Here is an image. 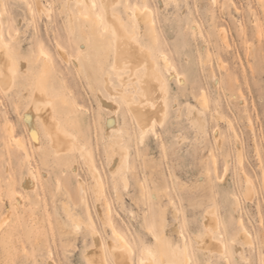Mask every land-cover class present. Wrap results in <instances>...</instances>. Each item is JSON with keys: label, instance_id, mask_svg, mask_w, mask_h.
<instances>
[{"label": "rangeland", "instance_id": "374dc122", "mask_svg": "<svg viewBox=\"0 0 264 264\" xmlns=\"http://www.w3.org/2000/svg\"><path fill=\"white\" fill-rule=\"evenodd\" d=\"M39 1L40 8L36 0H0L2 36L26 67L19 68L9 89L0 87V264H87L93 230L105 246L106 263L115 264L108 248L111 224L130 245L132 264H140L145 248L156 257L162 253L168 264L181 262L185 252L190 264H264V0H118L113 5L128 27L125 3L150 8L153 37L142 25L135 34L151 49L167 83L163 119L144 135L117 100L120 146L128 158L126 166L116 167L124 168L126 185L109 168L107 111L97 96L104 92V73L118 84L110 34L93 18L100 13L106 24L101 0L94 7L85 0ZM100 40L104 54L96 55ZM162 52L180 80L161 65ZM88 55L91 73L84 62ZM41 60L49 65V94L66 99L65 109L55 115L77 139L65 154L54 153L39 122L37 147L22 119L29 101L23 94L32 91ZM193 108L202 124L192 120ZM86 155L104 187L98 199ZM28 177L33 185L25 184ZM69 212L80 219L79 230H73ZM205 213L212 214L213 235L224 244V256L199 246ZM240 223L251 243L236 236ZM152 231L163 234L161 250Z\"/></svg>", "mask_w": 264, "mask_h": 264}, {"label": "bare ground", "instance_id": "6f19581e", "mask_svg": "<svg viewBox=\"0 0 264 264\" xmlns=\"http://www.w3.org/2000/svg\"><path fill=\"white\" fill-rule=\"evenodd\" d=\"M75 1L78 2L81 0ZM85 1L91 7H94L96 5L95 0ZM36 2L38 7L40 8V1L36 0ZM116 2H118V0H101L102 9L105 12L106 24H102V17L100 13H97L93 17L96 25H100L101 30L108 31V33L110 34L111 45L113 46L114 53L112 68L114 69V76L116 77L118 83H112L108 72L104 73L101 78L102 90L104 92L98 90L97 96L99 104L103 107V109L107 111L106 127L107 136L109 138L107 145L108 148L106 149L108 155H106L107 159H110V161H112L109 162V168L111 174L113 176L118 175L120 178H122L121 181H123V184L125 183L124 185H126L128 178L126 179L125 174H123L125 172H122L124 168L120 169L119 167H122L120 165L117 166L119 168L118 170V168L116 167V165L119 163H122L124 164L123 166H126L128 158L127 153L125 154L123 147L120 146L122 138L119 135V133L121 132V128L116 122V114L119 107L117 100L121 99L122 102L125 103L128 111L132 113V115L135 117V122H137L136 125H138L140 132L144 135L147 130H153V125L155 121H161L163 119V116L166 112L167 83L164 74L158 66L156 58L152 55L151 49L142 45L135 34L136 29H138L139 25H142L145 28V32H147L148 35L153 37L152 35L154 30V24L151 18L150 8L146 5L138 6L137 4H134L132 7H129L125 3L123 9L125 12H129L128 20L130 21V24L128 27L123 18L117 12L113 11V5ZM159 2H161V0H159ZM77 12L78 14L83 15L85 18L90 17V14L82 12L81 10ZM223 39V41L226 40L224 35ZM104 47L105 46L102 40L96 42L94 44L95 54L103 55ZM40 54H43V50H40ZM39 58L40 57L35 58L33 62L40 60ZM91 59L92 56L88 55V57L84 60L85 64L89 68L88 73L93 72V65ZM22 61L19 60L16 54L10 49L8 43L2 36L0 28V87L2 89H9L11 85L15 84V80L18 77L19 68H21L23 71L26 69L25 62ZM160 62L161 65L166 69V71H168L167 74L169 72H172L174 73V76L177 78V80H180L179 74H177L176 70L174 68L173 69L175 71L170 70V67L172 65L169 62L168 57H166L163 52L161 55ZM121 69H127V71L121 72ZM138 69H140V74H137ZM48 71V62L45 60H41V62L39 63V71L34 74L32 83L30 84L32 91L30 90V92H28L30 88H26L23 94L26 100L29 99V101L27 102L26 109L22 114V119L25 126L28 128L30 135L37 147H39L40 145L39 129L37 127V122H39L41 128L43 129V132L45 133L49 146L53 147L54 153L57 155L65 154L72 149V146H77V139L73 136V134L68 132L65 127H63L64 125L61 121L58 120L55 115V112L58 111V109L59 111L65 109L64 106L66 103V99L60 98L59 100H55L53 96L49 94L48 86L45 84ZM86 76L88 78L90 77L89 75ZM105 94L107 97L105 96ZM204 99L205 98L202 97L199 101L203 104V106L206 105ZM202 108L204 109V107ZM193 110L194 115H192V120H194L195 123L202 124L203 121L198 115V109L196 110L193 108ZM9 129L11 133V128L9 127ZM111 131L117 134L109 133ZM214 134L215 137H217V131H214ZM217 141L219 143L220 140L217 139ZM121 144L123 145V143ZM116 152H118L119 155ZM116 154L118 156H116ZM82 155L85 157V153H83V151ZM85 161L89 166V171L94 180L93 192L95 193L98 199L102 195V190L104 189V187H102L103 189L101 190L102 184L100 182V174H98V172L94 169L95 167H92L91 160L87 155ZM28 178L29 179L25 181V184L33 185V181L30 179V177ZM246 181V194L250 195L251 187L247 179ZM79 189L82 191L81 183L79 184ZM235 203L236 205H238L237 199L235 200ZM205 212H207V210ZM86 213L90 220L87 225L91 227L93 225V221L90 217L87 205ZM101 213L102 212L100 211V214ZM68 216L71 220L73 230H79V228L81 227L80 219L72 216L70 212L68 213ZM100 216L104 218L105 214H101ZM210 216H212V214ZM210 216L207 214L204 216L205 230L203 235L199 239V246H201L205 250H208L209 252L216 250L224 256L225 246L221 241L218 242V240L215 239V236L213 235V217ZM103 220L106 221V219ZM240 224V231L238 230L237 235L236 233L234 235L238 236L243 243H251L249 233L246 231L243 224ZM216 227L215 230L217 229ZM111 228V238L113 243H109L108 248L111 253V256L113 257L114 263L132 264L130 258V245H128L127 241L124 240L122 234L113 227V224H111ZM152 235L155 241V245L157 246L156 248L158 249L159 247L161 250L163 242L162 232L159 231L158 233H155L152 231ZM92 237L93 247L89 248L86 252L87 264H107L106 258L104 257L106 249L96 230L92 231ZM235 241L236 240L232 238V243L235 248V251L240 253L241 257H243L241 253V245L236 243ZM154 253L151 249L145 248L142 253V256L138 259V262H140V264H168L167 262L164 263L165 258L163 257L162 253L157 257ZM227 263L229 264L228 261ZM171 264H190V256H188L187 252H185L182 256L181 262L172 261Z\"/></svg>", "mask_w": 264, "mask_h": 264}]
</instances>
